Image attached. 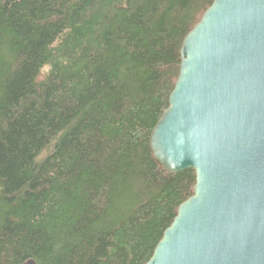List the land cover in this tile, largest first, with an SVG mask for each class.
<instances>
[{
  "label": "trees",
  "instance_id": "16d2710c",
  "mask_svg": "<svg viewBox=\"0 0 264 264\" xmlns=\"http://www.w3.org/2000/svg\"><path fill=\"white\" fill-rule=\"evenodd\" d=\"M213 0H0V264H145L193 195L149 149Z\"/></svg>",
  "mask_w": 264,
  "mask_h": 264
},
{
  "label": "water",
  "instance_id": "95a60500",
  "mask_svg": "<svg viewBox=\"0 0 264 264\" xmlns=\"http://www.w3.org/2000/svg\"><path fill=\"white\" fill-rule=\"evenodd\" d=\"M178 61L149 149L194 191L145 264H264V0H213Z\"/></svg>",
  "mask_w": 264,
  "mask_h": 264
}]
</instances>
